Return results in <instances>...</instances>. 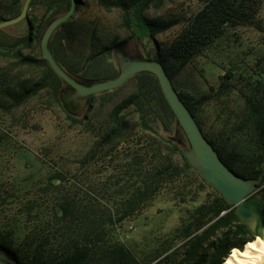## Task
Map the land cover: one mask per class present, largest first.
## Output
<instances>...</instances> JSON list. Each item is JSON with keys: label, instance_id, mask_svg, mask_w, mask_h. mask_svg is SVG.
<instances>
[{"label": "rangeland", "instance_id": "obj_1", "mask_svg": "<svg viewBox=\"0 0 264 264\" xmlns=\"http://www.w3.org/2000/svg\"><path fill=\"white\" fill-rule=\"evenodd\" d=\"M82 1L81 8L60 31L63 35L68 30L64 35L65 60L73 69L83 72L89 54L114 40L126 42L123 48L129 55L146 57L148 51L154 50L151 39L125 40L130 32L123 24L121 9L103 8L98 0ZM200 6L199 0H156L145 11L151 19H181L156 35L162 49ZM44 11L43 6L32 9L37 14ZM257 19L260 27L228 30L223 38L190 60L172 81L178 92L213 96L198 112L204 134H223L224 138L231 135L245 94L255 85L264 86V0ZM28 29L27 20L0 29V44L27 33ZM40 51L39 43L23 53L40 56ZM0 69L11 75L9 82L14 90L19 83H32L44 74L42 66L2 56ZM118 69L119 58L113 49L111 54L97 59L91 73L111 74ZM224 80L231 84L230 88L215 98L216 89ZM135 89L136 81L128 80L118 89L93 96L82 108L70 104V111L62 100L63 109L60 108L48 89L7 110L12 99L0 92V235L7 236L13 248L24 246L23 240L32 232L38 238L33 243L29 240V248H34L43 234L49 235L50 244L57 239L63 241L62 238L65 242L76 234L79 224L91 227L101 221L107 230L105 239L125 241L138 259L147 251L158 257L166 250L164 246L170 249L182 244L185 236L180 228L212 192L191 169L184 168L181 174L167 177L153 196L121 219L125 198L145 175L152 177L157 172L154 166L163 160L157 151L169 156L173 164L183 166V155L172 151V146L177 145L182 151L189 148L184 132L174 121L166 126L160 117L154 119L150 114L148 118L157 135L142 130L132 106L125 111L130 123L128 132L112 144L101 142L112 108ZM70 92L71 88L64 83L60 99L61 93ZM65 112L77 118L86 117L82 124L72 127ZM232 137L229 144L233 143ZM68 200H73V205L68 206L73 209L72 214L57 221L63 214L60 204ZM109 216L115 221H109ZM25 245L23 249L28 248Z\"/></svg>", "mask_w": 264, "mask_h": 264}, {"label": "trees", "instance_id": "obj_2", "mask_svg": "<svg viewBox=\"0 0 264 264\" xmlns=\"http://www.w3.org/2000/svg\"><path fill=\"white\" fill-rule=\"evenodd\" d=\"M23 2L24 0H10L8 4H5L4 0H0V22L17 16L21 12ZM154 2L156 0H98L103 8L116 7L122 10L123 24L130 32L125 40L148 38L155 43L154 50L148 51L146 57L159 60L172 81L190 60L201 55L217 40L223 38L228 30L252 25L260 27L257 14L262 0H199L201 4L199 10L186 20L181 31L165 49H162L156 40V35L180 23L181 19L148 18L145 11ZM82 5L83 1L78 0L76 11ZM37 6H43L45 11L42 14L32 13V9ZM69 7L70 0H32L28 10V32L0 44V56L13 59L18 63L44 67V74L40 78L28 84L19 83L15 90L9 82L12 79L9 72L0 69V92L12 99L10 106L6 107L7 110H10L12 106L22 104L44 89H48L50 97L63 109L60 91L64 82L49 66L41 51L40 56H32L24 54L23 50L33 44L39 45L48 23L55 16L66 12ZM70 20L55 31L51 40L52 52L60 64L70 74L84 79L116 76L117 70L111 74L91 73L97 59L101 55L111 54L114 47L121 43L116 40L104 44L97 52L92 51L85 61L83 72L69 65L65 60L64 47V35L68 30L63 35L60 31L66 28ZM129 80L136 81V89L112 108L109 123L101 141L105 144L116 142L128 132L130 123L125 111L131 106L138 114L142 130L152 136L157 135V130L150 123L148 118L150 114L154 115V119L160 117L166 126L173 121L177 124L176 117L164 98L155 76L149 73H139ZM230 85L225 80L220 82L214 97L218 98L221 93L230 88ZM179 95L204 131L199 119V108L213 96L204 94L196 97L187 92H179ZM65 117L72 127H76L84 122L86 116L77 118L65 112ZM232 128L231 135H226L225 138L223 134L215 137L207 133L205 135L215 146L223 161L235 173L245 178H259L264 170V86L261 88L255 85L254 88L251 87L249 94H245L241 112ZM231 136H233V143L229 144L227 141L231 139ZM172 151L183 155L185 159L183 166H179L178 163L173 164L169 156H162L157 151V155L163 159L159 162V166H154L157 172L152 177L145 175L140 185L137 184L138 181L135 182L138 186L132 190L122 204L121 219L132 214L142 203L153 196L167 177L171 179L175 174H181L184 168L199 174L188 163L183 151L177 145L172 146ZM200 177L212 188V192L203 203L195 208L190 218L180 228L185 236L182 244L170 249L164 246L163 250H166H162L163 253L158 257L155 254H148L147 251L141 259H138L125 241H107L108 239H105L107 230L102 225V221L98 223V226L94 222L91 227L79 224L80 228L77 229L76 234L70 235L65 242L62 238L63 241L57 239L56 242L50 244L49 235L43 234L36 246L29 248V240L32 239L31 243H33L34 239L38 238L32 232L26 236V240H23L24 246L28 245L27 249H23L24 246L13 248L9 238L0 235V247L10 249L22 264H223L233 249H242L247 242L255 239V236L238 216L236 208L229 205L214 187L208 184L201 175ZM263 184L264 177L257 187ZM60 205L63 214L57 217V221L66 220L67 214L73 212V209L71 211L68 207L73 205V200L64 201ZM108 220L115 221L113 216H109ZM65 227L69 226L65 225ZM151 255L154 258L149 257Z\"/></svg>", "mask_w": 264, "mask_h": 264}, {"label": "water", "instance_id": "obj_3", "mask_svg": "<svg viewBox=\"0 0 264 264\" xmlns=\"http://www.w3.org/2000/svg\"><path fill=\"white\" fill-rule=\"evenodd\" d=\"M31 2L32 0H24L21 12L15 17L1 21L0 29L23 20L28 21ZM77 4L78 0H70L69 9L54 17L40 38V50L43 57L57 76L71 88L70 93H61V100L66 109L70 111V104H74L76 108L80 105L78 107L82 108L93 96L120 88L136 74H152L156 77L164 98L176 117L178 127L184 132L189 143V148L183 151L188 163L223 196L229 205L236 208L238 216L247 224L255 237H263L264 199L255 191L263 180L264 170L257 179L245 178L235 173L223 161L215 146L204 134L194 114L180 97L164 65L159 60L143 55H129L123 48L126 42H121L114 47L120 67L116 76L82 81L60 64L51 49L52 36L63 23L74 16ZM0 264L22 263L10 249L0 247Z\"/></svg>", "mask_w": 264, "mask_h": 264}, {"label": "bare ground", "instance_id": "obj_4", "mask_svg": "<svg viewBox=\"0 0 264 264\" xmlns=\"http://www.w3.org/2000/svg\"><path fill=\"white\" fill-rule=\"evenodd\" d=\"M264 234V231H263ZM264 235L247 242L242 249L235 248L223 264H263Z\"/></svg>", "mask_w": 264, "mask_h": 264}, {"label": "built area", "instance_id": "obj_5", "mask_svg": "<svg viewBox=\"0 0 264 264\" xmlns=\"http://www.w3.org/2000/svg\"><path fill=\"white\" fill-rule=\"evenodd\" d=\"M263 187H264V184L261 185V186H259V187H257L255 193L261 195V196L263 197V199H264V191H263Z\"/></svg>", "mask_w": 264, "mask_h": 264}, {"label": "flooded vegetation", "instance_id": "obj_6", "mask_svg": "<svg viewBox=\"0 0 264 264\" xmlns=\"http://www.w3.org/2000/svg\"><path fill=\"white\" fill-rule=\"evenodd\" d=\"M118 71H119V69H118ZM118 74V73H117ZM72 108V107H71Z\"/></svg>", "mask_w": 264, "mask_h": 264}]
</instances>
